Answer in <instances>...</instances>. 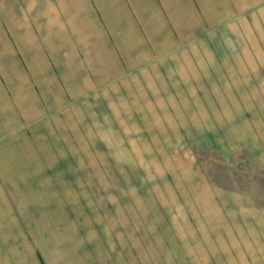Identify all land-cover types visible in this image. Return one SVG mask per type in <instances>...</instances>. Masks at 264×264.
<instances>
[{
  "label": "crops",
  "instance_id": "1",
  "mask_svg": "<svg viewBox=\"0 0 264 264\" xmlns=\"http://www.w3.org/2000/svg\"><path fill=\"white\" fill-rule=\"evenodd\" d=\"M257 54L264 0H0V264H264L248 193L192 166L173 218L133 174L236 107Z\"/></svg>",
  "mask_w": 264,
  "mask_h": 264
},
{
  "label": "rangeland",
  "instance_id": "2",
  "mask_svg": "<svg viewBox=\"0 0 264 264\" xmlns=\"http://www.w3.org/2000/svg\"><path fill=\"white\" fill-rule=\"evenodd\" d=\"M259 50L255 52L259 53ZM255 58L251 62L252 77L247 79L251 85L250 93L234 95L236 107L224 105L225 109L209 111L211 130L199 126L201 133L194 130L192 137L195 140L191 142H156L157 154L163 152V157L134 159L133 174L139 177L141 199L149 196L146 186H150L151 192L167 204V213L175 218L179 212L175 186L188 181L187 172L194 166L203 176L202 180L246 192L257 205H264V60L259 54ZM220 80L225 84L228 81ZM204 120L206 123L207 116ZM147 207L146 203L145 213ZM155 209L160 217L158 207Z\"/></svg>",
  "mask_w": 264,
  "mask_h": 264
}]
</instances>
